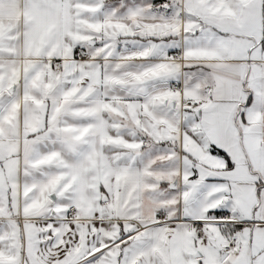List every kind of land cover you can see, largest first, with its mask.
<instances>
[{
    "label": "snow or ice",
    "instance_id": "1",
    "mask_svg": "<svg viewBox=\"0 0 264 264\" xmlns=\"http://www.w3.org/2000/svg\"><path fill=\"white\" fill-rule=\"evenodd\" d=\"M0 264H264V0H0Z\"/></svg>",
    "mask_w": 264,
    "mask_h": 264
}]
</instances>
